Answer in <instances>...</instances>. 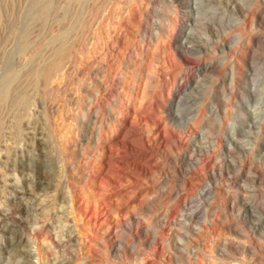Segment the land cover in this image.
Segmentation results:
<instances>
[{
	"label": "rangeland",
	"instance_id": "obj_1",
	"mask_svg": "<svg viewBox=\"0 0 264 264\" xmlns=\"http://www.w3.org/2000/svg\"><path fill=\"white\" fill-rule=\"evenodd\" d=\"M193 2L0 0V264H264V0Z\"/></svg>",
	"mask_w": 264,
	"mask_h": 264
},
{
	"label": "bare ground",
	"instance_id": "obj_2",
	"mask_svg": "<svg viewBox=\"0 0 264 264\" xmlns=\"http://www.w3.org/2000/svg\"><path fill=\"white\" fill-rule=\"evenodd\" d=\"M194 1H196V2H193V3H195L194 4V6H192L194 9H193V11H194V16H196V18L198 17V19H199V21L196 19V21L198 22L196 25H194V27H193V24H192V29H191V32H190V30H189V32L191 33V36L193 37V35H195V34H197L198 33V31H199V29H201L200 31H203L202 30V28L204 27V24H201V22H200V20L201 19H206V17L208 16L207 14L209 13V12H211L213 9H214V11L216 10L215 9V4H213V2L212 3H210L209 2V0H194ZM193 5V4H192ZM211 10V11H210ZM213 11V12H214ZM210 14V13H209ZM211 14H213L212 12H211ZM214 15V14H213ZM212 15V16H213ZM210 18V17H209ZM209 21V20H208ZM100 23V22H99ZM199 31V32H200ZM96 33V32H95ZM94 33V34H95ZM201 33V32H200ZM190 40V39H189ZM50 70H51V67H48V68H46V69H44L42 72H41V76H43V77H45V76H47L48 75V73L50 72ZM188 108V107H187ZM193 110V109H192ZM192 110H190L189 109V111L186 113V117H187V120L189 121V120H193V116H191L190 114L192 113V112H194V111H192ZM184 112V111H183ZM185 116V115H184ZM187 121V123H189ZM184 120L182 121V122H178V124L181 126V127H183L184 126ZM177 124V123H176ZM188 126V125H187ZM201 194H203V195H205V194H207L206 193V190H203V191H201ZM209 194V193H208ZM204 198V197H203ZM115 236V235H114ZM114 252H115V254L118 256V255H120V258L122 257V254H125V252L124 251H121V250H118V248L116 247H114V248H111ZM116 256V257H117ZM115 257V256H114ZM119 259V258H118ZM123 259V258H122ZM123 260H121V262H122ZM124 262V261H123ZM183 262V261H182ZM126 263V262H125Z\"/></svg>",
	"mask_w": 264,
	"mask_h": 264
}]
</instances>
